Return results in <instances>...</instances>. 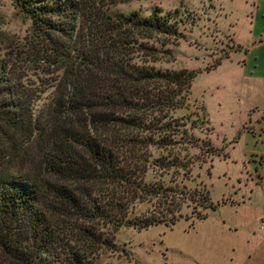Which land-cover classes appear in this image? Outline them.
I'll return each instance as SVG.
<instances>
[{"label":"trees","instance_id":"1","mask_svg":"<svg viewBox=\"0 0 264 264\" xmlns=\"http://www.w3.org/2000/svg\"><path fill=\"white\" fill-rule=\"evenodd\" d=\"M11 1L56 77L47 107L34 112L32 88L0 58V264H94L116 249L121 226L173 223L183 203L213 209L206 189L144 179L147 169L188 172L176 149L218 152L171 115L197 70L154 65L183 35L177 10L141 16L79 0ZM152 150L165 155L150 159ZM142 201L150 207L135 212Z\"/></svg>","mask_w":264,"mask_h":264},{"label":"rangeland","instance_id":"2","mask_svg":"<svg viewBox=\"0 0 264 264\" xmlns=\"http://www.w3.org/2000/svg\"><path fill=\"white\" fill-rule=\"evenodd\" d=\"M79 2L105 14L177 10L183 35L166 44L171 58L154 65L197 70L184 107L171 115L192 124L188 130L197 142L207 140L218 151L211 155L202 144L176 149L178 159L190 166L188 172L147 169L144 174L145 180L175 182L184 190H208L213 209L183 203L173 223L139 230L121 226L114 232L116 249L102 252L94 264H264V159L255 174L264 153V0ZM30 27V19L11 0H0V58L32 88L36 112L53 97L56 73L43 63ZM216 59L214 67L204 70ZM243 71L261 78L251 79ZM158 155L165 152L152 150L149 158ZM149 207L147 201L137 202L134 211ZM196 210L205 216L196 219Z\"/></svg>","mask_w":264,"mask_h":264},{"label":"crops","instance_id":"3","mask_svg":"<svg viewBox=\"0 0 264 264\" xmlns=\"http://www.w3.org/2000/svg\"><path fill=\"white\" fill-rule=\"evenodd\" d=\"M243 72H244V75H246L247 72H246V71H243ZM247 75L250 76V75H251L250 72H248ZM250 77H251V79H252V77L261 78V76H259V75H251ZM262 78H263V77H262ZM240 80H241V79H240ZM258 159H259V162H257V166H256V168H255V174H257V171H258V168H259V166H260V163H261L262 159H264V153H261V154L259 155ZM253 183L255 184L256 181H254Z\"/></svg>","mask_w":264,"mask_h":264}]
</instances>
